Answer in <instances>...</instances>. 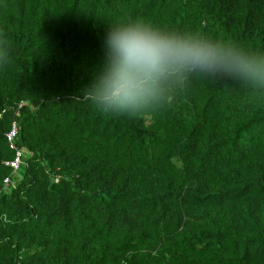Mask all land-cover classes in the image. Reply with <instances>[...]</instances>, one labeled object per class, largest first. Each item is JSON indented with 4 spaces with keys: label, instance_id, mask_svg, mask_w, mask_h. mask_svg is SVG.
I'll list each match as a JSON object with an SVG mask.
<instances>
[{
    "label": "trees",
    "instance_id": "1",
    "mask_svg": "<svg viewBox=\"0 0 264 264\" xmlns=\"http://www.w3.org/2000/svg\"><path fill=\"white\" fill-rule=\"evenodd\" d=\"M131 22L264 58V0H0V264H264V88L102 111L84 92Z\"/></svg>",
    "mask_w": 264,
    "mask_h": 264
},
{
    "label": "clouds",
    "instance_id": "2",
    "mask_svg": "<svg viewBox=\"0 0 264 264\" xmlns=\"http://www.w3.org/2000/svg\"><path fill=\"white\" fill-rule=\"evenodd\" d=\"M0 62H9L7 47ZM242 79L264 88V58L192 34L161 32L141 22L110 26L104 62L84 99L105 112L139 114L166 103L190 77Z\"/></svg>",
    "mask_w": 264,
    "mask_h": 264
},
{
    "label": "built area",
    "instance_id": "3",
    "mask_svg": "<svg viewBox=\"0 0 264 264\" xmlns=\"http://www.w3.org/2000/svg\"><path fill=\"white\" fill-rule=\"evenodd\" d=\"M16 133H17V129H16V126L13 125L12 128H11V131L7 134V141L9 143V147L11 149H14L16 150V153H15V159L11 162H8L6 163L7 166H9L13 171L17 170V168L19 167L20 165V158H21V152L19 150H17L13 144V140L16 136ZM3 185L4 187L8 186L9 185V179H5L3 181Z\"/></svg>",
    "mask_w": 264,
    "mask_h": 264
},
{
    "label": "rangeland",
    "instance_id": "4",
    "mask_svg": "<svg viewBox=\"0 0 264 264\" xmlns=\"http://www.w3.org/2000/svg\"><path fill=\"white\" fill-rule=\"evenodd\" d=\"M23 170H24L23 165H21L19 170L14 173V177L12 179V182L8 186H6L5 192H9L13 188L14 183L16 182L17 178H19L22 175Z\"/></svg>",
    "mask_w": 264,
    "mask_h": 264
}]
</instances>
